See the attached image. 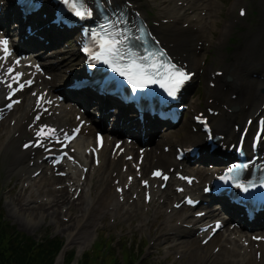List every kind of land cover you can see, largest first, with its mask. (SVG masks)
Masks as SVG:
<instances>
[{"label":"bare ground","instance_id":"bare-ground-1","mask_svg":"<svg viewBox=\"0 0 264 264\" xmlns=\"http://www.w3.org/2000/svg\"><path fill=\"white\" fill-rule=\"evenodd\" d=\"M166 1H173V0H166ZM178 1V0H177ZM182 5L177 6L174 5H161L158 8L157 14L159 16H163V18L168 19V25H162L160 27H155V32L159 35H162L163 38L171 43L172 50L180 56V58L183 61L191 62V55H193L196 58V62H194V65L200 66L201 60L203 57V53L205 51L204 44L206 42H217V44H223L224 40L227 38L228 34L231 30V22L223 23L221 27L218 29V34L213 41L211 34L213 32L214 35V29L216 26V18L217 14L221 10V4L218 2V0H181ZM264 2V0H262ZM201 12H204L205 16L201 15ZM187 24V29L183 28L184 24ZM19 34V29H17ZM201 44L198 46V44ZM199 47V48H198ZM43 53L39 54V58L42 57ZM220 61L222 62V65L224 66V71L226 74H228L232 81L229 84H224L220 80H217V84L213 90H206V93L209 97L213 99V103L217 105L221 110V115L224 116V110L222 109L221 105L225 104L227 106H230L232 104L237 105H246V104H252L254 107V110L258 109L257 102H263L264 103V91L262 93H257L256 97L251 101L248 97L249 92L252 93V95L256 94L255 87L252 85L251 81L247 79V73L242 68L239 62V57H244L249 61L255 60L257 58H262L264 62V11L263 16L261 18V27L254 30L252 34L246 39L243 47L241 49H238L234 55L233 59L230 63L227 64V62L224 60L227 55L220 54ZM47 70L50 72L52 71V67L50 65H47ZM61 78L59 79V82H61ZM45 86H49L50 90H54L56 85L54 83H44ZM24 94V93H23ZM235 94L236 98L235 100H231L229 98V95ZM24 102L28 105L30 100L29 97L26 95H23ZM198 106H196L197 108ZM20 118L26 119L29 121L31 118H28V111L25 108H22L19 110V115L15 111L14 115L12 114L10 117V120H14V128H12L13 131L9 130L10 127H7V135L8 136H17L20 134L26 135L27 129L25 128V125L21 122ZM45 121L47 122H53L57 123L59 126H72L75 121L71 120L69 117V112L65 111L64 108H61L60 114L58 116L51 114L50 116L46 115V117H43ZM212 125L214 126L215 130L218 132H224L225 133V119L221 118H211ZM16 130H19L21 132H18ZM91 131V128H90ZM185 133L183 134L184 137L177 138V142L180 144H183L185 146H189L193 144L197 139H200L199 136H193L186 128H184ZM18 132V133H17ZM93 132H91L90 135H82L77 139L79 145L84 146V142L81 141L85 139V143H87L90 140H93ZM235 133L233 131H230L227 133L228 137L234 136ZM90 139V140H89ZM108 142V139L105 143ZM158 147V145H157ZM125 148L127 151L133 150V145H125ZM39 149L34 150L32 152L34 154V157L31 156V150L23 151L19 148V150L15 151V162L12 163V166L16 170L18 174L22 173H28L31 168L37 169V168H43V171L39 174L37 177V180L31 179L30 176H26L28 180H30L32 183L41 185V183H45L49 180L48 175V169L45 165L44 161H38V155H39ZM41 152V151H40ZM167 156V157H166ZM112 159L108 158L106 156V149L103 148L100 154V167H102L103 163L109 162ZM116 161H121V156L115 159ZM146 166H150L152 164H158L163 165L165 162L173 164V159L165 155L163 153L155 154L154 157L146 158ZM32 162V165H29V163ZM111 166H116V162L112 161ZM80 174V171H78ZM87 178L90 177V174L94 175L93 179L86 180L85 184H89L91 182L92 186L90 187V191L86 189L90 196L89 201V208L87 215L83 214L80 216V218L77 217L76 223L74 227L72 228V231L67 233V241L66 245L63 248V251L59 254L54 264H62L63 260V252L67 248V246L76 240L75 233H84L82 245L79 246L78 252L80 253L83 249V244H85L86 241L89 240V237L91 235V229L96 225V222L99 218H103L106 215L116 216L118 214V209L120 207L119 202L117 201L116 194L112 190L111 187H104L103 185H106L108 183L102 184V181L104 178L99 179L96 177V170L95 169H89L88 170ZM50 180H54V176L50 177ZM99 180V181H98ZM98 181V182H97ZM84 182L80 183L81 185H84ZM97 182V183H96ZM96 183V184H95ZM33 184V185H34ZM72 186H79V180H77L76 183H74ZM12 191V188L9 190V192ZM190 191L196 193V189L193 186ZM56 191L53 189H49L46 191V194L49 196H52L50 202H53L52 206L58 205L60 201H65L68 196L66 192H63L60 197L55 196ZM80 195H82L80 193ZM166 195L169 197L177 196L174 192L170 191L169 188L166 189ZM22 199V194H20L17 198H15L14 202L19 203ZM170 199V198H169ZM43 203L40 204V207H42ZM137 208L144 207L143 204H140L139 201L135 203ZM70 209H74V207H70ZM81 212V210L79 211ZM161 212L160 210L157 211ZM216 212V211H215ZM75 213V212H74ZM219 214L218 212H216ZM215 213L210 212L208 216H212ZM73 214H71L72 216ZM163 224H164V230L160 232V234L173 236V237H181L186 236L189 234H195V232H191L190 229H187L182 226H178L176 224L171 223L169 221L173 214H164ZM148 217V215H146ZM40 218H43L40 216ZM155 219L152 218L151 221L153 222ZM28 220L33 221V218H29ZM74 220V219H72ZM83 220V221H82ZM183 221V220H182ZM73 226V224H70L68 228ZM244 227L248 228L249 230H256L258 231L260 228L255 225H246L243 224ZM68 230V229H67ZM71 230V229H70ZM193 230V229H192ZM194 243H196V239L193 240ZM234 246H237L236 241H234ZM209 249V244H207L205 247L200 248L197 247L194 251H191L188 253V262L190 264H260V261H257L255 258L252 257V247H249L245 249L246 254L248 255V260L245 263H242V260L234 259L237 255L235 254V251L232 250L230 252L229 250L223 249L227 256L226 259L218 260L217 256L213 258L211 261L208 262V259L205 258V255H202L199 253V251H207ZM259 249L262 252L261 258H264V242L260 243ZM233 258L232 260H229L228 258Z\"/></svg>","mask_w":264,"mask_h":264},{"label":"snow or ice","instance_id":"snow-or-ice-1","mask_svg":"<svg viewBox=\"0 0 264 264\" xmlns=\"http://www.w3.org/2000/svg\"><path fill=\"white\" fill-rule=\"evenodd\" d=\"M63 3L69 7L75 16L81 19H87L94 15L93 8L89 7L88 0H63ZM96 4L99 8L104 7L103 0H96ZM120 21L113 22L112 20H106V24L100 25V32L94 33L97 40V46L95 50L93 48L85 47L84 51L92 56L97 61H103L110 65L114 71L118 72L121 76H125L129 83L133 84L135 88L140 89L146 87L148 84L159 83L161 87L166 88L170 96H175L180 87L189 78L188 74L181 69H178L174 64L165 63L158 55L154 53H148L143 58H138L137 53L128 44L129 36L128 29L115 28L114 24ZM142 39V37H137ZM0 50L3 51L4 56L0 59H6L11 55V49L9 47V40L7 38H0ZM147 51V50H145ZM162 55V54H160ZM19 63V61H17ZM11 72L12 69H9ZM17 75H22L17 73ZM29 84L31 81L28 82ZM24 87L23 84L20 85ZM14 103L16 101H13ZM8 107H12L10 103ZM39 119V117H37ZM264 124V121H262ZM79 129H77V132ZM56 130L48 126L40 129L37 132L41 137H54ZM70 139V138H69ZM29 147V145H25ZM66 155V154H65ZM248 164H233L227 169L222 180H233L235 177L231 175L235 173L238 176L239 170L245 169ZM154 175L160 176L162 173L157 171ZM164 179H167L165 176ZM147 183V182H145ZM264 183V181H262ZM245 192L249 187L254 185L245 186L244 184H237ZM189 203H194L191 199Z\"/></svg>","mask_w":264,"mask_h":264},{"label":"rangeland","instance_id":"rangeland-1","mask_svg":"<svg viewBox=\"0 0 264 264\" xmlns=\"http://www.w3.org/2000/svg\"><path fill=\"white\" fill-rule=\"evenodd\" d=\"M224 15H225V17H228L227 10H224ZM69 52H72V50H70ZM64 62H65V60L61 61L60 64L66 65ZM61 66H58V69H60ZM2 186H4V185L0 184V190H1ZM1 195H2V197H4V195H5V191L3 189L0 192V202H3V205H4V216H5V218L8 219L9 221H11L19 230L27 232L28 234H32L36 238H40L45 233H50L52 235H56V236H60V237H66L67 236L66 227L68 226V224H70V222L67 224L64 223L65 225L62 227H58L57 225H55L53 218L50 217L51 213H52V209L48 210V218L47 219H41V221L38 220L39 223L31 224L30 222H25L23 217L16 215V213L13 212L11 205H7L6 203H4ZM12 198H15V196L13 195L11 197V199ZM23 205H24V203H22V205L18 206V207H23ZM47 207L48 206H46V208ZM8 209H9V211H8ZM19 213L23 214L24 216H27L30 213L32 215H35L36 212L32 211V209H29L28 211H26L25 209H22ZM142 234H143V237H142ZM142 238H143V241H144V239H146L144 236V232L137 231V232H134L133 234H131V233L126 234L124 241L131 243L134 250H136V249H140L141 246L143 245V241L141 240ZM140 241H142V242L139 243ZM112 243L113 244L115 243L114 239H113ZM74 245H77V244H74ZM88 247H90V243H89ZM156 247H154L152 249V251H155ZM114 250L118 254V256H120V253H119L120 248L117 246L116 248H114ZM173 256H174V252L169 251L167 249L166 245H161V251L159 254H155L152 252L150 253L149 262H150V264H173V262H174ZM176 264H178V263H176Z\"/></svg>","mask_w":264,"mask_h":264},{"label":"trees","instance_id":"trees-1","mask_svg":"<svg viewBox=\"0 0 264 264\" xmlns=\"http://www.w3.org/2000/svg\"><path fill=\"white\" fill-rule=\"evenodd\" d=\"M20 244L17 240H5L0 228V264H43L38 260L42 249H32V242L27 240Z\"/></svg>","mask_w":264,"mask_h":264}]
</instances>
